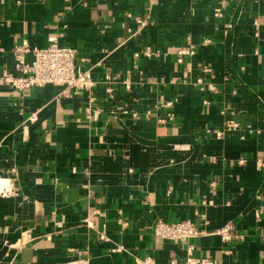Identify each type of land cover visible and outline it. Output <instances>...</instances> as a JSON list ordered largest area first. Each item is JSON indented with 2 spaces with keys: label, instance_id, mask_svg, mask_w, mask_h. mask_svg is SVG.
Returning <instances> with one entry per match:
<instances>
[{
  "label": "crops",
  "instance_id": "0c3cea01",
  "mask_svg": "<svg viewBox=\"0 0 264 264\" xmlns=\"http://www.w3.org/2000/svg\"><path fill=\"white\" fill-rule=\"evenodd\" d=\"M52 38L94 86L0 85V264L165 263L186 243L264 264V0H0V71L17 43ZM158 219L199 234L162 239ZM227 223L238 237L222 242Z\"/></svg>",
  "mask_w": 264,
  "mask_h": 264
},
{
  "label": "built area",
  "instance_id": "2783aa9c",
  "mask_svg": "<svg viewBox=\"0 0 264 264\" xmlns=\"http://www.w3.org/2000/svg\"><path fill=\"white\" fill-rule=\"evenodd\" d=\"M215 15H221L218 10ZM126 18H132L140 27L147 24V19L141 17H133L127 13ZM130 36L135 32L131 28H127ZM76 49L74 47L60 44L56 38H52L44 47L32 46L28 40H22L17 43L12 50L13 66L12 69L4 68L0 71V85L6 86L14 91H25L35 87H44L46 85L62 86L65 91L78 92L81 90L91 89L94 86V81L91 78L90 70H80L77 66ZM159 52L146 45L142 50V55L145 57L155 56ZM184 51L180 50L179 54ZM192 53V51H189ZM31 55L28 60L27 56ZM138 53H135L137 56ZM201 71L208 73L210 68L207 65L201 66ZM105 83H107L106 92L111 95L113 81L106 72ZM200 82V79H197ZM126 90L131 88V80L129 76L122 80ZM213 90L214 87L210 86ZM206 103V102H205ZM170 103H168L169 105ZM87 113L89 110L87 109ZM89 117V115H88ZM95 117V114L93 115ZM173 119V113L169 112L160 122H166ZM236 128V123L232 120H226L224 126L213 131L216 138H221L225 130ZM3 190V188L1 189ZM2 193L5 195L7 189ZM153 233L157 237L165 240L184 242L199 234L195 224L190 220H181L176 222H166L158 219L153 224ZM216 233L222 242H230L238 237V231L233 223H227L217 229ZM194 245L186 243V255L182 260L171 259L165 263H157L152 257L146 256L136 258L137 264H214L210 257L196 256L193 254Z\"/></svg>",
  "mask_w": 264,
  "mask_h": 264
},
{
  "label": "bare ground",
  "instance_id": "6f19581e",
  "mask_svg": "<svg viewBox=\"0 0 264 264\" xmlns=\"http://www.w3.org/2000/svg\"><path fill=\"white\" fill-rule=\"evenodd\" d=\"M2 182V181H1ZM3 183V182H2Z\"/></svg>",
  "mask_w": 264,
  "mask_h": 264
}]
</instances>
